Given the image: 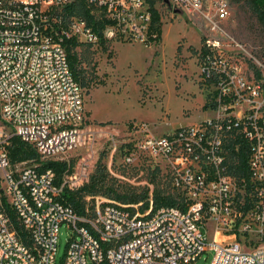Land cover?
<instances>
[{
    "label": "built area",
    "instance_id": "obj_1",
    "mask_svg": "<svg viewBox=\"0 0 264 264\" xmlns=\"http://www.w3.org/2000/svg\"><path fill=\"white\" fill-rule=\"evenodd\" d=\"M73 1L0 0V120L11 127V134L0 128V264H57L64 224L72 234L62 264H193L209 250L213 251L209 264H264V209L252 205L243 210L256 213L261 221L258 234L263 243L258 246L250 248L238 240V230L247 231L249 225L229 223L237 179L227 160L232 139L249 142L252 192L264 199V115L259 113L264 107V78L250 83L235 73L216 74L209 51L205 74L217 75L221 99L246 102V110L165 133L153 131L145 122L134 123L120 152L126 163L148 155L167 160L183 207L155 208L152 196L142 208V202L88 195L85 213L79 214L60 200L64 187L73 189L68 179L58 185L52 168L12 162L8 146L13 135L31 144L43 160L55 159L82 141L87 120L84 90L73 76L62 42L64 35L94 42L97 34L77 16H71L69 29L58 32L50 25L54 5L65 8ZM145 1L89 0L104 11V18L115 22L103 28L105 36H113L122 18H132L130 10ZM158 1L212 18L206 13V0ZM149 9L139 14L146 29ZM211 9L220 20L229 15L225 2H215ZM12 212L25 236L15 227ZM202 226L214 230L209 243Z\"/></svg>",
    "mask_w": 264,
    "mask_h": 264
},
{
    "label": "rangeland",
    "instance_id": "obj_2",
    "mask_svg": "<svg viewBox=\"0 0 264 264\" xmlns=\"http://www.w3.org/2000/svg\"><path fill=\"white\" fill-rule=\"evenodd\" d=\"M206 1V13L212 18L174 10L155 0L154 6L161 15L162 38L151 45L145 42L147 26L139 15L150 7L149 0L134 6L130 10L132 18H122L113 36L103 35L99 22L105 16L103 10L89 0L72 2L75 14L65 12L66 27L69 29L71 16H77L90 22L97 34L94 42L78 36L79 44L73 49L82 66L81 76L88 85L83 86L87 120L82 141L55 158L72 164V170L64 178L73 189L94 182L98 196L117 202L154 190L178 195L173 185V171L164 158L148 155L135 163L124 161L120 152L129 138V126L145 122L153 131L165 133L207 118L246 110V102L230 104L221 99L218 83L203 70V50L210 52L214 73H235L250 83L261 82L264 78L263 21L248 0ZM215 2L227 3V18H216L211 9ZM54 7L51 20L64 8ZM259 113L264 115V107ZM0 128L11 134V127L2 120ZM36 164L39 163H15L18 166ZM236 186L229 223L238 222L239 228L249 225L247 231L238 230V240L253 248L263 243L258 234L261 221L256 213L250 210L244 214L243 210L249 201L253 209H264V199L240 187L238 181ZM202 231L209 243L214 237L213 228L206 230L202 226ZM71 234L67 225L61 226L57 264H62ZM212 256V250L204 252L193 264H209Z\"/></svg>",
    "mask_w": 264,
    "mask_h": 264
},
{
    "label": "trees",
    "instance_id": "obj_3",
    "mask_svg": "<svg viewBox=\"0 0 264 264\" xmlns=\"http://www.w3.org/2000/svg\"><path fill=\"white\" fill-rule=\"evenodd\" d=\"M250 1L255 10L257 11L259 17L263 21L264 25V0H248ZM82 7H86L85 3L81 4ZM86 9V8H85ZM90 10V9H88ZM150 21L147 29V38L146 44H156L162 38V22L161 15L159 10L154 6V2L150 3ZM65 12L67 14L73 15L75 14V3H71L64 8L62 14H57L58 20H51L50 25L55 28L58 32L66 28V24L64 23ZM60 15V16H59ZM101 24V28L103 29L108 24H113L115 22L111 21L108 18H102L99 21ZM88 25L92 26L90 22ZM93 27V26H92ZM63 45L66 48L68 54L69 64L73 73L74 78L81 84V86H88L81 76L82 66L80 65V61L78 59L77 53L73 51V49L79 44L77 36L64 35ZM204 55L208 53V50H203ZM206 75V74H205ZM207 76V75H206ZM209 77V76H207ZM213 81L217 82V75H212ZM98 82V81H96ZM229 99H225L224 103H228ZM239 139V138H238ZM239 143V148L237 149L236 144ZM228 164L230 172L236 177L239 182L240 187H244L248 191H252L254 189V183L251 180V171L248 165V154H249V142L242 139H232L228 144ZM9 155L13 163L22 162V161H32L35 163L41 164V166L52 168L56 173V183L60 185L63 182L64 175L69 173L72 170V164L67 162L66 160H57V159H46L43 160L40 157V154L37 150L29 143L21 139V137L17 135H13L11 137V144L8 146ZM96 196L97 187L95 183L84 184L83 186L77 189H71L69 187H64L61 193L60 200L64 203L71 205L79 214L85 213L86 205L88 204L85 200L86 196ZM152 196L154 201L155 208H158L162 205H179L183 207V196L179 193L178 195L172 194H162L160 190H154L152 193H145L143 195L126 197V200H122L121 203H140L142 202V208H146L149 205L150 197ZM120 200V199H119ZM90 207L94 205V199L90 201ZM251 207L250 201L245 206V210H248ZM11 212V210H10ZM13 222L17 230L25 236V233L21 230L19 223L16 220L15 214L11 213Z\"/></svg>",
    "mask_w": 264,
    "mask_h": 264
}]
</instances>
